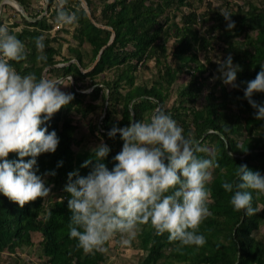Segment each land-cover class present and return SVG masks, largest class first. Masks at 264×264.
Here are the masks:
<instances>
[{
    "label": "trees",
    "instance_id": "trees-1",
    "mask_svg": "<svg viewBox=\"0 0 264 264\" xmlns=\"http://www.w3.org/2000/svg\"><path fill=\"white\" fill-rule=\"evenodd\" d=\"M15 1L32 19L23 17L28 27L17 35L31 54L28 61L31 66L23 67L24 75L31 73L37 79L43 72L57 75L59 51L50 44L52 40L44 38L42 54L47 57L46 62L37 59L35 39L49 28L46 19L38 20L40 14H30L31 4L27 0ZM54 1L48 0L49 6ZM199 1L204 6L202 13L196 8L195 0H111L109 3L102 0V17L98 19L91 0L85 1L91 17L84 6L79 9L74 6L81 3L79 0H67L62 8L77 17L72 23L77 27L75 40L79 46L89 45L91 52L71 49L74 56L61 66V77L70 76L74 82L71 88L74 99L45 125L60 139L57 151L37 157V175L56 173L45 177L51 186L50 197L46 202L37 199L21 209L0 194V254L14 256L11 264L107 263L106 253H84L68 232L71 213L64 192L68 174L79 171L81 176H86L91 170V166L82 168L81 165L92 157L93 148H86L85 138L82 136L80 140L78 136L86 125L89 136L95 135L99 144L108 145L111 151L103 162L111 170L123 141L119 134L109 138L108 132L114 125L122 128L133 119L147 121L157 108L170 114L184 129V134H191L199 143L202 150L198 156L214 158L220 167L213 170V180L208 185L213 215L199 229L206 237V244L200 248H181L178 242L168 240V234L157 236L150 224H146L134 238L139 241L138 249L145 254V262L264 264V235H253L264 227V194L258 197L254 194L258 213L248 217L233 209L232 193L225 192L221 186L224 181L236 179L239 165H247L264 175V121L255 119V110L244 99L245 82L255 79L264 65V4L247 2L233 11L214 4L213 0ZM171 9L173 15L169 12ZM224 11L235 23L231 31L220 14ZM113 33L115 38L110 43ZM218 51H222L223 57L231 55L233 63L241 69L247 67L237 74L240 80L237 83L242 89L229 94L222 81L216 80L212 89L204 93L208 76L214 77L213 71L218 72V64L211 58ZM37 61L41 63L39 67L34 66ZM151 61H155L156 70L152 79L139 84L138 73L144 67L148 69ZM10 63L15 69L23 65V61ZM184 76L187 78L181 80ZM180 80L184 85L174 95L172 87ZM147 97H152V101ZM172 99L171 106H167ZM254 99L264 103V94H255ZM234 104L247 112L244 123L240 113L232 112ZM9 159H18V156L13 153ZM60 162L62 166L58 167ZM35 233L41 235V241L33 259L16 257L18 249L33 245Z\"/></svg>",
    "mask_w": 264,
    "mask_h": 264
},
{
    "label": "clouds",
    "instance_id": "clouds-1",
    "mask_svg": "<svg viewBox=\"0 0 264 264\" xmlns=\"http://www.w3.org/2000/svg\"><path fill=\"white\" fill-rule=\"evenodd\" d=\"M65 2L61 0L62 5ZM220 14L227 30L234 29L231 15L226 11ZM76 20L75 14L63 8L57 14L59 24L70 25ZM35 46L43 53V36L35 39ZM26 58L24 43L0 26V194L21 209L50 197L51 186L45 177L56 173L37 175V157L57 151L60 139L45 125L74 99L61 91L67 87L61 81L21 75L10 63ZM37 59L46 62L47 57L41 54ZM214 62L222 83L239 89L237 74L242 69L233 63V57ZM245 83L244 99L255 110V119L264 121V103L254 99L255 94H264V65L255 79ZM147 99L151 102L153 98ZM117 134L123 147L113 158L111 170L103 162L111 149L102 142L81 165L91 166L86 176L79 171L68 174L64 192L71 213L70 238L84 253H106V245L117 237L122 245H130L142 226L150 224L157 236L168 234V240L178 242V247H203L207 241L199 229L213 215L208 185L219 163L198 156L202 150L199 143L191 134L185 135L184 129L160 108L147 121L133 119L122 128L114 125L107 135L115 138ZM13 153L18 159H9ZM235 177L234 181H224L222 188L232 193L230 203L235 211L255 216L258 208L254 198L264 194V175L239 165Z\"/></svg>",
    "mask_w": 264,
    "mask_h": 264
},
{
    "label": "rangeland",
    "instance_id": "rangeland-1",
    "mask_svg": "<svg viewBox=\"0 0 264 264\" xmlns=\"http://www.w3.org/2000/svg\"><path fill=\"white\" fill-rule=\"evenodd\" d=\"M27 1L30 2V4H31V6L29 7V13L30 14H32L33 16L40 14L39 18H37L38 20H42L44 18L46 19L47 24L49 25V28L47 30H43L41 32L42 36L44 38L48 39L49 41L52 40L50 42V44H52L53 47L59 51L56 55L57 61L60 63V65L59 64L57 65V67L60 68V70L59 71L57 70V72H56L57 75L49 76L46 74V72H43V75L49 79H56V80L61 81L62 86H67V87H62L61 91L65 92V93L72 94L71 88L74 86L73 85L74 82L72 80V77H70V76L66 77V78L61 77L63 74V71L61 70V66L63 67L66 64L65 61H68L67 59H71L72 56H74L71 49L79 48L83 52H85L86 54L87 53L90 54L91 47L87 44L79 46L78 42L75 40V33H76L77 27L74 24L66 25V24L57 23L58 11H60L61 8L67 4V0L65 3H63V5L61 4V0H55L51 6H49L47 0H27ZM79 1L81 2L80 4H74V6L77 7V9L81 8L83 6L82 2H85L86 0H79ZM91 1H92V5L97 10V13H96L97 18L101 19V17H102V0H91ZM110 1L111 0H106L107 3H109ZM195 1H196V3H195L196 8L198 9V11L200 13H202V11H204V6H201V2L199 0H195ZM213 1H214V4H222L223 8L232 9L233 11H237L239 6L245 5L247 2H252V3L257 4L259 1H261V3L264 4V0H213ZM2 2H4V5H3L2 10L0 12L1 26L6 27L10 33L17 36L21 33V31H23L25 28L28 27L26 22L24 21L23 15L20 11L21 5L15 0H0V4ZM169 12L171 15H173L172 9H171V11L169 10ZM188 12L189 11L187 10V13ZM87 13L91 17L89 9L87 10ZM98 25L100 28L104 27L101 24H98ZM105 27L103 29H106ZM25 54H26L27 58H26V60L23 61V65H21V67L20 66L16 67V71L18 73H20L21 75H24V68H27V65L31 66V62L28 63L29 56L31 54H30L29 50L26 48H25ZM41 54L42 53L37 50V56H39ZM211 58H212V62H214V60H218V59L223 60L226 57L222 56V51H218L214 55H211ZM63 63H65V64L62 65ZM40 65H41V63H39L37 61V63L34 66L39 67ZM147 67H148V69H146L144 67V69L141 70L140 73H138V77H139L138 83L139 84L145 83V81H147V80L149 81L152 79L153 74L156 71L155 70V61H151ZM246 68H247L246 66L242 67V69H246ZM213 73H214V77H217V79L213 80V77L208 76L207 86H206V89L204 91L205 94L208 93L212 89L211 85H213L216 82V80H221L218 78L220 75L219 72L213 71ZM28 74H31V73H28ZM210 74H211V71L208 72V74H206V75H210ZM186 78L187 77H185L181 80H185ZM181 80H180V82H177L176 84H174L172 87L173 93L175 92L174 95H176V93H177L176 90L178 89V87L181 88L182 85H184V83H181ZM238 81H240V80L237 79V82ZM222 85L228 91L229 94L235 90V89L231 88L230 86L224 85L223 83H222ZM239 89H242V87L240 86ZM81 93H82V91H81ZM222 97H226V93H222ZM173 99L170 102H168L167 106H169V107L171 106ZM237 101H236V103H237ZM200 103H201V100H200ZM117 108L119 110H121L120 105H118ZM231 108H232V112L240 113L241 119H242L241 122L244 123L245 120L248 118L247 112L245 110H243L239 104H237V105L234 104V105H232ZM94 118H95V116H94ZM85 127H86V125L83 127L84 128L83 132H81V134L78 136L79 137L78 139L81 140V138L83 136V138H85L84 142H83L85 147L86 148H94L99 144L100 140H97V137L95 135L89 136L90 134L86 133L87 128H85ZM86 137H87V139H86ZM239 142L241 143L240 139H239ZM211 145H212V143H211ZM79 147H81V146H79ZM263 211H264V207H263ZM253 235L254 236L264 235V227L261 228L259 231H255ZM32 238H33V245L31 247L27 246V247H23L22 249H18L16 257H19L21 259H25L26 261H28V259H30V260L33 259V253L37 249L38 243L41 241V235L35 233V234H33ZM138 242H139L138 240L133 239L131 241L130 245L125 246V245H122L120 243V238L117 237L114 241L109 243L108 246H106L109 249L108 252H106V254H107V263L106 264H110L111 261L113 262L112 264H147L145 262V254L138 250V245H137ZM14 258H15L14 256H8L7 254H3V255L0 254V264H11L10 262H13ZM149 264H151V263H149Z\"/></svg>",
    "mask_w": 264,
    "mask_h": 264
},
{
    "label": "water",
    "instance_id": "water-1",
    "mask_svg": "<svg viewBox=\"0 0 264 264\" xmlns=\"http://www.w3.org/2000/svg\"><path fill=\"white\" fill-rule=\"evenodd\" d=\"M47 1H48V0H47ZM82 3H83L84 8H85L86 11H87V10H88V6H87L86 2H82ZM3 5H4V2H2V3L0 4V12H1V10H2ZM20 11H21V13H22V15H23L24 18H26V19L29 20V21L32 20V19L27 15V13L25 12L24 8L21 7V6H20ZM103 28H104V27H103ZM109 30H111V29H109ZM114 38H115V35H114V33H113V36H112V39H111L110 43H112V41H113ZM103 51H104V49L101 50V52L99 53L98 58H99L100 55L103 53ZM98 58H97V59H98ZM43 76H44V75H43Z\"/></svg>",
    "mask_w": 264,
    "mask_h": 264
},
{
    "label": "crops",
    "instance_id": "crops-1",
    "mask_svg": "<svg viewBox=\"0 0 264 264\" xmlns=\"http://www.w3.org/2000/svg\"><path fill=\"white\" fill-rule=\"evenodd\" d=\"M73 85H74V83H73Z\"/></svg>",
    "mask_w": 264,
    "mask_h": 264
}]
</instances>
